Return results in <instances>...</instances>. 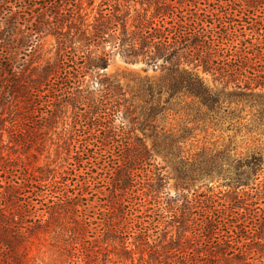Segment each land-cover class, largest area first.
I'll list each match as a JSON object with an SVG mask.
<instances>
[{
	"label": "trees",
	"instance_id": "1",
	"mask_svg": "<svg viewBox=\"0 0 264 264\" xmlns=\"http://www.w3.org/2000/svg\"><path fill=\"white\" fill-rule=\"evenodd\" d=\"M42 1L46 11L39 16L50 14L40 21L28 20L27 35L17 41L15 27L8 24L14 26L13 16L18 11L8 5L9 0H0V24L5 18L7 25L6 31L0 29V51L6 50L0 55V142L6 126L3 109L14 101L16 105L19 97L18 104L21 101L22 107L32 112L44 107L45 111L39 112L42 119L54 118V111L63 104L82 110L87 142L76 148L79 165L69 163L68 170L26 166L24 182L12 176L16 170L11 161L0 163V176L6 179L5 184L0 180V264H28L26 245L41 232L53 231V246L58 250L70 246L78 256L77 246L68 242L66 226L60 223L65 217L71 219L73 235L71 225L78 224L81 216L78 200L84 190H95L91 185L97 178L89 171L96 165L105 170L102 163L107 157L113 162L108 188L128 196L120 203L118 199L111 202L112 213L117 210L126 220L139 218L135 223L138 236L148 245L151 223L146 215L140 217L136 212L145 205L155 215L165 210L167 198L158 194L168 195V180L163 168L154 163L152 150L134 134L133 125L155 129V122L170 109L166 103L174 97L194 98L195 118L216 128L226 126L235 133L232 138L244 129H257L264 136V0L230 1L234 8L212 17L197 11L194 14V8H188L194 0H184L179 6L174 0H143L140 9L130 3L123 9L117 1L110 12L100 6L92 23L82 12L81 0ZM248 13L251 20L247 26L234 20ZM247 28L256 42L249 40ZM41 33L55 36L57 49L43 62H32L31 57L27 61L26 57L36 51L37 40L32 36ZM107 44L131 62L141 59L148 66L166 70L157 79L144 77L137 91L131 90L132 98L143 102L140 112L126 104L128 90L106 77L98 78V70L108 65ZM88 75L92 78L87 79ZM205 75L212 77L213 84ZM164 95L170 98L164 101ZM246 107L250 108L246 114L250 118L244 121ZM15 131L12 135L19 137L21 131ZM189 132H151L152 148L173 161L179 158ZM234 141L220 148L198 147L185 159V166H174V187L181 192L176 193L171 216L180 219L182 231H191L186 237L191 245L173 250L183 260L194 254V264H264V208L257 206L264 182H256L264 173V144L241 156ZM116 149L118 154L113 153ZM213 180L218 182L214 188L203 183ZM192 186L194 190L206 186L207 190L228 191L190 197ZM238 190H254L251 200L244 202ZM48 194L54 200L37 207L33 196L46 198ZM105 221L112 225L109 218ZM85 230L81 226L75 239H83ZM124 249L127 251L126 246Z\"/></svg>",
	"mask_w": 264,
	"mask_h": 264
},
{
	"label": "rangeland",
	"instance_id": "2",
	"mask_svg": "<svg viewBox=\"0 0 264 264\" xmlns=\"http://www.w3.org/2000/svg\"><path fill=\"white\" fill-rule=\"evenodd\" d=\"M140 1L143 0H81L80 3L83 14H87V22L92 23L97 17L98 9L102 5L103 8H107V12L115 10V5H117L115 2L120 3L123 9L129 3L136 5V7L140 9ZM230 1L240 2L239 0H194L188 8L190 10L194 8V14L197 11L198 14L202 12V14L212 17V14H215V16L218 14L223 15L224 11L234 8L233 5H230ZM174 2H177L179 6L184 0H174ZM8 5L13 6L12 9L14 12L18 11L17 14L13 16V21L15 22L14 26L13 24H8L13 28L15 27L12 29L14 39L17 41L21 38V35H27L29 26L26 24H28V20L37 19L40 21V17H46L50 14V12H46L44 15L39 16L40 13L46 11L42 8V0H9ZM26 5L33 9L24 7ZM261 12L262 10L256 12V16L260 15ZM250 16V13H248L244 18L236 16L234 20H236V22L240 20V23L246 25V22L251 20L249 19ZM4 20L5 18L1 19L0 29L6 31L7 25H5ZM224 20L232 22L233 18H224ZM247 30L246 33L250 34L247 35L249 40L256 42V38L251 35L250 29L247 28ZM32 39L37 40L35 42L36 51L26 57L27 61L31 57L32 62H43V60L54 55L57 49V40L55 36L41 33L39 37L37 34L33 35ZM105 50L110 53L108 65L106 68L98 70V78L102 79L106 77L119 83L124 91L128 90L126 93V98H128L126 104L132 105V108H134L136 112H140L139 106L143 102L136 96L132 98V94L134 93L131 90L134 89L137 91L140 80L144 77L157 79L166 74V70H162L155 66H148L144 64L141 59L131 62L108 44L105 46ZM5 51V49H2L0 55ZM22 56L21 54L20 57ZM262 61H264V59ZM19 62L22 63L21 58ZM205 77L213 84L210 75H205ZM91 78L92 77L88 75L87 79ZM20 98L21 97L17 99L16 105L14 101L12 102L13 104L9 103L5 105L3 109V118L6 120V126L3 133V141L0 142V163L5 160L11 161V164L15 166L16 170L13 172L12 176H15V179L22 182H24V179H26L25 176H27L25 171L26 166L30 169L41 165L61 167L68 170L69 163H74L76 166L79 165V163H77L78 160L75 158L76 148L80 146L81 142H87L83 138L87 132L86 128L82 126L84 125L83 119L81 118L83 111L71 105L63 104L62 106H58L54 111V118L51 120L42 119V115L41 113L39 114V112H41V110L45 111L44 107L32 112L29 108L22 107L21 101L20 104H18L19 100H21ZM167 98H170V96L164 95L163 100L167 101ZM168 102L169 103H166V105L170 109L164 112L159 117L158 121L155 122V125H157L155 129L146 128L143 130L138 123L133 125L136 128L134 134L141 137L148 148L152 150L154 163L163 168V173L168 180L167 190H165L168 195L163 193L158 194L167 198L165 203L166 209L159 215H155L147 211V205H145L140 208V212H136V215L140 217L146 215V220H149L151 223L150 228L152 229L148 231L149 237H147L149 246L142 236H138L135 223L139 218L126 220L122 219L121 212L116 210L112 213L113 210L110 208L112 207L110 205L111 202L118 199L120 203L124 198L127 199L128 196H126L125 192L119 190L114 191L108 188L106 182L112 173L113 162L107 157L102 163V165L105 166V170L102 169L103 166L96 165L91 169L92 171H89L93 172V175L97 178L91 185V188L93 187L95 190H84L83 197L78 200L80 204L78 214L81 215L78 224L80 225L75 223L71 225L73 227H71L73 235L70 234L71 229L69 230L71 219L65 217L60 223L66 226V239L68 242H73L72 245L75 244V246H77L79 255H74V252L70 250V246H65L61 250L56 249L57 247L53 246L55 243L52 239L55 234L53 231H51V233L41 232L33 236L30 239L31 241L26 245V247H28L29 244V248H27L29 257L28 264H182L183 261L187 262V264H194V254L187 260H183L178 254L174 255L173 251L176 250V248H182L183 244H187L188 246L191 245L190 241L186 240V237L190 236L191 231H182L183 228L180 227V219L171 216L173 214V208L171 207L177 204L175 202L176 193L181 192L179 188L176 189L174 187L177 176L174 170L175 164L185 166L187 164L185 159L191 157L198 147L220 148L233 139H235L234 142L237 145L236 153L245 156L254 148L264 144V136L259 133L257 129L254 131L244 129L241 133L236 135L235 138H232L235 133L227 130L226 126L216 128L212 125H208V121L198 120L195 118L196 109L194 107V98L192 97L180 95L170 99ZM249 111L250 108L248 107L243 111L242 117H244V121L250 118V116H246ZM14 129L16 130L15 132L21 131L19 137L12 135V130ZM179 129H187L190 131L188 133L189 136L181 144L182 148L179 158L171 161L172 159L170 157L158 153L152 148L154 139L151 136V132L168 134L171 131L176 132ZM113 153L118 154V149ZM83 158V160L86 161L88 154H85ZM5 175L11 176L10 173H6ZM0 180H2V184H5L6 179L4 180V177L0 176ZM256 182H264V173ZM203 183L213 186V188L218 185V182L215 180ZM196 184L197 186L200 185V183ZM218 189L220 188L207 190V187L203 186L199 190H194V186H192L191 190H189V195L190 197H194L195 193L209 195L221 192V194H224L228 191ZM20 192L23 193L24 190H20ZM184 192L186 193L187 190ZM238 192L243 195L244 202H247L251 200L254 190H238ZM113 193L115 195L117 193L118 195L114 197ZM20 197L22 200L26 199L24 195H20ZM33 199L38 207L44 203L48 204L53 198L48 194L46 198L33 196ZM257 206L264 208V190ZM108 218L112 225L104 224L106 222L105 220ZM55 224H59V222ZM81 226L86 227L84 238L75 239L74 234L75 236H79L78 230ZM112 229L117 231H113ZM127 232L131 233L128 235ZM125 246L127 251L124 249ZM21 250H23V252L25 251L23 248H21ZM188 251L191 250L188 249ZM159 260L163 262L158 263Z\"/></svg>",
	"mask_w": 264,
	"mask_h": 264
}]
</instances>
